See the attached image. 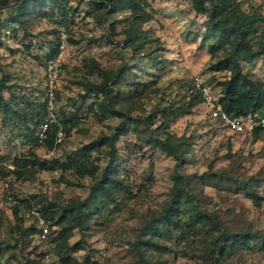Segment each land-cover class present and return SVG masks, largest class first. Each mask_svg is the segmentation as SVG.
I'll return each instance as SVG.
<instances>
[{"label":"rangeland","instance_id":"374dc122","mask_svg":"<svg viewBox=\"0 0 264 264\" xmlns=\"http://www.w3.org/2000/svg\"><path fill=\"white\" fill-rule=\"evenodd\" d=\"M7 1L8 6H0V94L12 112L0 111V264H264V245L253 241L249 249L216 261L206 255L211 238L222 229L264 236V138L229 133L209 118L202 103L168 120L166 128L156 114L185 103L194 80L208 86L214 97L220 94L219 83L229 72L215 75L210 66L228 48H222L220 35L205 28V15L196 14L190 0H140L144 19L133 50L123 33L129 11L101 17L103 10L93 4L99 0H34L19 22L11 17L16 0ZM224 1L228 9L236 6L261 18L250 36L253 50H259L264 0ZM58 27L65 28L67 38L53 92L55 134L47 145L37 141L35 132L45 115L43 66L56 45ZM241 56L237 54L242 72L264 86V55L249 62ZM121 120L124 131L114 143L112 168L125 189L110 190L111 198L86 216L82 207L79 223H48L46 247L54 251L44 261L46 248L34 220H19L15 210L24 213L50 203L58 215L83 202L107 166L109 147L96 145L89 151L83 164L96 169L82 176L36 164L21 168L15 161L35 159L51 166L70 156L81 159L80 148L108 136ZM165 135L183 139L187 150L178 172L188 177L191 199H181L178 208L185 212L179 218L186 219L192 203L218 220L216 228L206 221L196 225L200 232L170 226L163 235H151L144 228L170 200L175 161L147 142Z\"/></svg>","mask_w":264,"mask_h":264},{"label":"trees","instance_id":"16d2710c","mask_svg":"<svg viewBox=\"0 0 264 264\" xmlns=\"http://www.w3.org/2000/svg\"><path fill=\"white\" fill-rule=\"evenodd\" d=\"M42 1V0H41ZM54 3L55 0H50ZM205 1H208V6H205ZM34 0H16L14 2V13L12 19L21 22V18L26 13V4L34 3ZM193 11L196 14H204L207 21L205 28L220 35L225 47L228 51H225L223 56L214 62L210 68L214 72L228 71L229 75L224 78L220 85V94L218 96V103L221 106L222 111L231 116H240L248 112H255L260 116H264V86L256 79H252L248 74L243 73L239 64V58L237 54H242L241 60L249 62L255 56L264 55V41L259 46V50H253L250 36L256 32V22L261 20L257 15L245 14L238 10L236 6H232L228 9L227 3L224 0H190ZM7 0H0V6H8ZM97 10H103L101 17H106L108 14L117 13L120 11H129L130 18L125 22L127 24L126 29L123 31L125 35V45H130L133 50L136 49L135 40L139 38L140 34V23L143 22L142 3L140 0H99L93 2ZM58 9L61 7L55 3ZM208 8V9H207ZM60 25V24H59ZM112 24H110L111 27ZM214 50L217 48L212 47ZM56 48L53 47L48 57L55 54ZM193 90L192 94H189L187 101L174 109L163 107L156 110V114L160 118V126L166 128L168 120H172L178 116L189 114L191 109L197 104L202 103V98L197 90L193 89L191 82L190 85ZM43 105V104H42ZM44 107V106H43ZM0 111L12 112L8 107V104L3 100L0 94ZM111 111V109H109ZM126 119V118H125ZM148 119L145 120L147 122ZM124 124L121 120L116 126H114L112 132L108 136H102L96 139L93 143L87 144L80 148L78 152L81 155L80 158L68 157L65 161H54L51 166L43 161L30 160L26 161L20 159L15 161L20 165L21 168H25L29 165L31 168L36 164L39 169H59L65 171L70 169L82 175L92 174L96 169L95 166L90 165L86 167L83 164L89 151L94 150L96 145H108L109 147V158L107 166L102 171L99 180L93 184L90 189L88 196L85 200L79 204H71L63 209L57 215V211L54 209V205L47 203L42 204L38 210L40 216L44 220L46 226H50L48 223H61L70 219L78 222V214L81 208L86 211L84 216L88 215L91 209H97L98 204L103 202L106 198H111L110 190L119 191L124 190L125 186L121 180L113 176L112 163L116 158L114 151V143L117 138L123 134ZM33 134V130L31 131ZM55 129L53 126L46 132L44 143L50 145L52 138L54 137ZM259 134L258 130H253L252 135L256 136ZM172 140L170 135H165L164 138L159 137H148L147 142L155 149L165 153L172 157L175 161L173 168V184L171 188L170 200L168 204L163 208L162 214L150 217L147 224L144 226L147 232L151 235L161 234L168 232L170 226L174 229H181L184 227L185 230L192 231L196 228V225H201L202 221H206L210 226L215 227L219 224L218 220L212 215H207L199 210L191 203L188 204V214L185 220L179 218L180 212H185V208H178V205L182 201H188L191 197L188 195L186 190L187 176H183L178 172V169L184 163V157L187 153L183 143V139ZM34 143L36 139H31ZM216 176V174H214ZM15 214L16 210H15ZM57 215V217H56ZM211 216V217H209ZM55 219V222L53 220ZM19 220H21L19 218ZM200 232V228L197 229ZM34 231V230H33ZM220 234L216 237L211 238L210 247L207 248L206 255L212 260L216 261L217 257L221 255L231 254L237 249H249V244L253 242L261 243L264 245V236L259 232H238L228 233L221 230ZM155 246V245H154ZM156 247V246H155ZM54 251V249H52ZM45 252L42 253V258Z\"/></svg>","mask_w":264,"mask_h":264},{"label":"built area","instance_id":"2783aa9c","mask_svg":"<svg viewBox=\"0 0 264 264\" xmlns=\"http://www.w3.org/2000/svg\"><path fill=\"white\" fill-rule=\"evenodd\" d=\"M67 38L65 28L58 27L56 32V52L53 56L47 58L43 66V75L45 80V94L41 98V102L44 106L45 115L38 122V126L35 132L36 139L38 142H42L46 137V132L49 127L55 123L54 118V96L53 92L56 88L57 80L62 72V62H63V50L64 44ZM214 74H219V72H214ZM193 89L200 93L202 98V104L208 108L209 118L218 121L225 130L232 134L241 133H251L253 130H258L261 136L264 138V116H260L255 112H248L240 116H231L222 111L220 104L218 103V98L212 95L209 87L206 86L202 81L194 80L192 82ZM63 135L60 131L56 133V140L60 141ZM11 204H14V200L7 198ZM18 218L23 219H33L38 230L37 238L44 248L43 260L47 261L53 257V250H50L46 245H48V229L47 226L40 216V213L31 209L28 212L17 213Z\"/></svg>","mask_w":264,"mask_h":264}]
</instances>
